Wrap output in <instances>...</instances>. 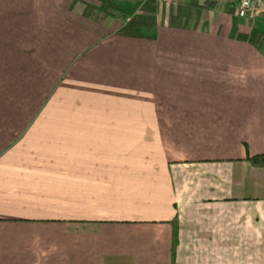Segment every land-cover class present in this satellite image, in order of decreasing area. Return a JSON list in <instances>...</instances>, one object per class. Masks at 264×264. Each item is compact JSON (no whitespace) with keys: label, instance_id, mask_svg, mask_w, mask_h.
<instances>
[{"label":"crops","instance_id":"1","mask_svg":"<svg viewBox=\"0 0 264 264\" xmlns=\"http://www.w3.org/2000/svg\"><path fill=\"white\" fill-rule=\"evenodd\" d=\"M102 1L0 0V264H264V14Z\"/></svg>","mask_w":264,"mask_h":264},{"label":"trees","instance_id":"2","mask_svg":"<svg viewBox=\"0 0 264 264\" xmlns=\"http://www.w3.org/2000/svg\"><path fill=\"white\" fill-rule=\"evenodd\" d=\"M145 1L146 0H138L137 2L103 0L100 6V10L102 13L109 16H114L121 22L126 23L136 15ZM247 161L254 168L264 169V154L248 156ZM175 237H177V233Z\"/></svg>","mask_w":264,"mask_h":264},{"label":"rangeland","instance_id":"3","mask_svg":"<svg viewBox=\"0 0 264 264\" xmlns=\"http://www.w3.org/2000/svg\"><path fill=\"white\" fill-rule=\"evenodd\" d=\"M131 1L137 2L138 0H131ZM77 71H78V74L76 76H73L72 78H76L77 80L81 81V75L84 74L85 72L84 71L82 72L79 69H77ZM92 89H94L95 91V88L92 87ZM70 90L72 91V93L70 94L71 98H68L66 100L65 98L64 99L60 98L56 102H53L51 105H47L46 109H52V110H63L65 108H68V109L70 108L72 110L80 109L79 104L76 103V99L81 98L87 92L89 93L90 87H83L80 85H76V86H71ZM85 97H87V95Z\"/></svg>","mask_w":264,"mask_h":264},{"label":"built area","instance_id":"4","mask_svg":"<svg viewBox=\"0 0 264 264\" xmlns=\"http://www.w3.org/2000/svg\"><path fill=\"white\" fill-rule=\"evenodd\" d=\"M260 14H264V0H239V17L248 18Z\"/></svg>","mask_w":264,"mask_h":264}]
</instances>
